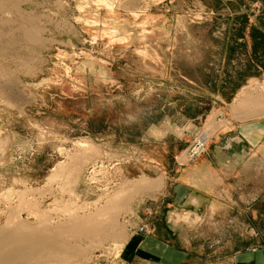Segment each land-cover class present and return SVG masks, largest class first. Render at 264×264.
<instances>
[{
    "label": "rangeland",
    "instance_id": "rangeland-1",
    "mask_svg": "<svg viewBox=\"0 0 264 264\" xmlns=\"http://www.w3.org/2000/svg\"><path fill=\"white\" fill-rule=\"evenodd\" d=\"M26 4L39 41L26 40L14 24L12 49L0 55V226L14 215L31 226H69L71 217L88 216L108 234L78 238L69 229L61 249L13 264H160L135 250L143 235L166 228L172 209L159 194H171L177 165L205 153L184 156L202 131L211 129L212 138L250 119L232 110L255 109L234 101L241 87L261 95L264 80L248 83L246 62L255 41L264 70V35L250 26L256 18L264 24V0ZM261 196L257 222L243 224L256 235L244 234L241 249L264 264ZM187 241L184 264H233L217 239Z\"/></svg>",
    "mask_w": 264,
    "mask_h": 264
},
{
    "label": "crops",
    "instance_id": "crops-1",
    "mask_svg": "<svg viewBox=\"0 0 264 264\" xmlns=\"http://www.w3.org/2000/svg\"><path fill=\"white\" fill-rule=\"evenodd\" d=\"M256 22L250 26L255 27L261 37L264 24H259L257 18ZM254 42L250 43L251 53L246 62L251 69L248 79L264 80V70L259 66L262 61L258 63L261 57L257 51H252L256 48ZM257 111L245 106L238 109L235 116L240 114L241 119H250L235 122L217 132L205 153L194 162L176 164L171 177V194L167 196L165 189L159 194L161 198H168V206L172 209L165 219L166 228L156 232L159 236L143 235L140 238L135 246L140 258L145 261L157 259L160 264H184L189 257L187 240L204 244L217 239L224 254L233 257V264H259L260 257L255 251L243 253L241 249L244 234L248 233L243 224L257 222L258 207L262 202L259 198L264 195V112L258 115ZM244 208L248 215H243ZM178 215H186L187 220H175ZM183 222L192 225L183 227ZM249 229L250 236L256 235L254 228L250 226ZM175 247L186 251H178Z\"/></svg>",
    "mask_w": 264,
    "mask_h": 264
},
{
    "label": "bare ground",
    "instance_id": "bare-ground-1",
    "mask_svg": "<svg viewBox=\"0 0 264 264\" xmlns=\"http://www.w3.org/2000/svg\"><path fill=\"white\" fill-rule=\"evenodd\" d=\"M27 1L29 0H0V55L9 51L8 48L10 50L12 49L10 46L14 44V41H13V36L10 33L12 32L11 28L13 27L14 24H17L15 29L18 30L26 40H28L29 42L39 41L38 33L41 31V28L40 26H39L40 29L36 27L38 25L34 26L33 23L35 21L31 23L33 18V17L32 18L29 17L31 11L29 13L24 11L23 9L24 6L27 5L26 4ZM11 11H14V15L17 13L14 19H11V16L9 14L11 13ZM15 18H17V20L19 18V21H16ZM4 27L7 30L4 29ZM14 31L12 33H14ZM12 47H14V45ZM255 82L256 81L249 80L248 83L251 84ZM258 85L260 84L258 83ZM249 89L254 90V88L252 87ZM246 90H247V86L243 87L242 90H240L236 95L234 101L240 100L238 102V106H242L244 104H255V109L258 110L256 113L257 114L261 112L263 113L264 86H261L259 88L261 95H258L259 93H257L256 96H254L253 94H252L253 96H251L246 92ZM236 107L237 105L232 109L234 113L235 110L236 111L238 110V108ZM218 128L219 126H216L215 130ZM201 133L199 135L201 136L199 137L200 138L199 143L200 142L204 143L207 142L209 139H211V135L213 131L211 129L208 130L206 129L204 130V132ZM184 156L186 158V161H188L189 156L186 153H184ZM144 182L145 181L136 182L135 185L137 184L140 185L143 184ZM144 185L146 187H152L154 183L147 182L144 183ZM71 218L72 219H69L68 220L69 222H67L69 224V226L66 225L68 226L67 229L64 224L49 226L50 224L49 225L45 224V220H40L38 225L31 226V225H27L24 221H22L21 218H19V215H14L10 218L8 217L5 224L3 226H0V264H13L15 262L25 261L30 257L36 255L37 253H41L45 251V249H49L51 247H53V249H61L64 246V244L61 243L62 234L68 233L69 229H70L69 233H72L74 236L78 238L88 237L95 234H100L103 236L108 234V231L105 228L106 227L105 223L103 225L102 221H99L94 217L86 216V217H74V218L71 217ZM112 223H115V221L114 222L112 221ZM111 238L115 240L117 236L111 235Z\"/></svg>",
    "mask_w": 264,
    "mask_h": 264
},
{
    "label": "built area",
    "instance_id": "built-area-1",
    "mask_svg": "<svg viewBox=\"0 0 264 264\" xmlns=\"http://www.w3.org/2000/svg\"><path fill=\"white\" fill-rule=\"evenodd\" d=\"M202 132H204V131H202ZM201 134H203V133H201ZM199 135L194 138L193 142L190 144V146L188 147V149L185 152L189 156V159H188L189 161H191V160L193 161L195 158L199 157L203 152H205L207 143L210 140L209 139L207 142H204V143L203 142L199 143V141H200L199 137H201Z\"/></svg>",
    "mask_w": 264,
    "mask_h": 264
}]
</instances>
